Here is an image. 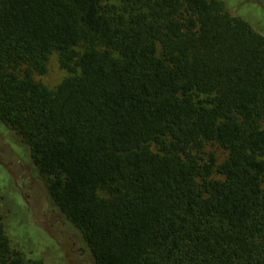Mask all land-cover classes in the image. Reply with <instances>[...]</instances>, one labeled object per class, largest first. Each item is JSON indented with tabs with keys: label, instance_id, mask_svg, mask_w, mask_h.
Instances as JSON below:
<instances>
[{
	"label": "trees",
	"instance_id": "1",
	"mask_svg": "<svg viewBox=\"0 0 264 264\" xmlns=\"http://www.w3.org/2000/svg\"><path fill=\"white\" fill-rule=\"evenodd\" d=\"M0 131L96 264H264V35L223 0H0Z\"/></svg>",
	"mask_w": 264,
	"mask_h": 264
},
{
	"label": "rangeland",
	"instance_id": "2",
	"mask_svg": "<svg viewBox=\"0 0 264 264\" xmlns=\"http://www.w3.org/2000/svg\"><path fill=\"white\" fill-rule=\"evenodd\" d=\"M223 1L232 14L244 18L256 31L264 35V0ZM46 66V71L42 74L35 73L34 78L49 87L55 86L68 74L60 65L56 51L49 55ZM16 141L23 147L21 153L10 146L9 139L0 131V162L5 170L10 172V179L6 185L0 183V214L3 215L4 223L8 225V231L12 234L13 227L16 231L17 237L14 233L12 235L13 246L22 251L27 259L40 258L42 264H64L65 258L66 264H96L78 228L65 219L51 200L44 178L31 165L28 147L17 138ZM203 149L214 151L218 161L226 154V150L211 142H207ZM1 179L0 176V181ZM16 188L20 189L22 208H17L9 201L10 195L16 193ZM10 219H14L13 227L9 225ZM20 223L30 225L29 233L25 234L27 230ZM34 224L40 226L42 230ZM47 236L50 239L54 238L64 248V259L62 257L55 259L56 257L47 249V241L44 240Z\"/></svg>",
	"mask_w": 264,
	"mask_h": 264
},
{
	"label": "flooded vegetation",
	"instance_id": "3",
	"mask_svg": "<svg viewBox=\"0 0 264 264\" xmlns=\"http://www.w3.org/2000/svg\"><path fill=\"white\" fill-rule=\"evenodd\" d=\"M5 174H10V172H8L7 170H6V173ZM16 184H17V182L16 181H14ZM17 186H18V184H17ZM20 189H18L17 190V188H16V193H14L12 196L10 195V198H11V200H9L11 203H13V204H15L16 205V207L17 208H22L23 207V205L21 204L22 202H21V195H20V191H19ZM20 203V204H19ZM34 226H36V227H39L41 230H42V228L40 227V226H38V225H35L34 224ZM44 232V231H43ZM47 240V244H46V247H47V249L49 250V251H51V254H53L56 258L55 259H59V257H62V259H64V248H62L61 246H60V244H58L55 240H54V238H52V239H50V237L49 236H47V238H46ZM66 259V258H65ZM65 259H64V264H66V262H65ZM68 264V263H67Z\"/></svg>",
	"mask_w": 264,
	"mask_h": 264
}]
</instances>
